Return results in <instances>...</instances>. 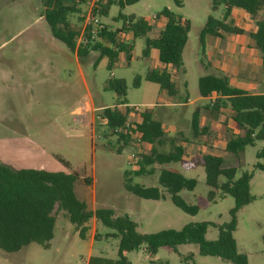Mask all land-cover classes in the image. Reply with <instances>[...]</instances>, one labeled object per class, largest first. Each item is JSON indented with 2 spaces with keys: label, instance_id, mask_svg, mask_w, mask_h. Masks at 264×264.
Segmentation results:
<instances>
[{
  "label": "rangeland",
  "instance_id": "obj_1",
  "mask_svg": "<svg viewBox=\"0 0 264 264\" xmlns=\"http://www.w3.org/2000/svg\"><path fill=\"white\" fill-rule=\"evenodd\" d=\"M83 5L77 6L81 12ZM165 8L189 22L182 66L177 69L169 64L167 67L181 94L187 93L189 106L163 99L159 95L158 84L146 80L149 70L160 69L164 65L158 60L157 50L146 58L141 57L144 47L142 37L134 40V58L131 61L118 57L109 69L106 57L94 61L95 55L92 54L85 59L80 58V72L73 51L52 35L50 27L40 16L42 0H0V162L14 168L76 173L73 190L88 209H110L113 212L111 218L127 216L136 223L135 231L140 234L180 229L197 221L227 222L234 200L220 192L214 202L190 215L176 207L162 188L163 196L156 200L138 197L124 188V172L134 169L129 164L133 147L130 144L117 151L120 143L116 135H107L106 127L96 118L102 110L100 106H111L115 102L116 94L104 89L107 80L123 78L126 81L124 98L127 103L151 110L156 120L165 122V137L160 144H156L158 152H167L171 141L186 139L189 141L186 148L190 156L198 158L201 151L221 154L224 165L236 167L234 178L243 171L251 173L249 191L253 200L238 210L234 238L237 250L246 254L248 264H264V171L254 168L258 160L255 154L264 147V140L247 145L241 153L234 155L224 151V138L212 140L204 148L197 145L190 131L194 108L200 104L210 105L212 101L199 95L198 77L210 72L224 73L218 66H223L226 72L235 66V58L224 57L222 48L237 55L248 68L241 75L231 74L232 82L238 84L241 79L247 80V87H259L251 91L264 90V71L258 56L246 46L250 42L249 31L253 28L254 19H264V11L251 16L241 9L234 10L229 20L243 30L240 37L242 46L228 43L233 39L227 35L223 37L226 42L207 35L204 45L200 44L199 32L207 16L211 14L218 18L222 13L221 6L212 10V0H181L180 6L174 0H139L123 7L116 0L110 6L108 15L100 20L120 26L121 18L116 21L113 18L121 14L153 21V17ZM81 12L70 17L77 26L80 23L77 16L81 17ZM136 75L141 79L134 86ZM86 103L91 105L87 116L73 112ZM201 115V122L211 117L220 121L225 119L224 115H214L207 110ZM234 131V125L230 123L226 137ZM259 161L264 163L263 159ZM170 165L182 171L185 177L197 179L193 190L179 192L186 203L193 204L198 195L206 194L208 189L201 166L184 170L182 162ZM158 172L159 166L155 165L151 174L131 175V181L145 186L157 185ZM86 226L84 237H80L76 225L57 211L53 238L48 248L32 242L16 252L0 249V264H83L81 258L87 260L88 257L114 260L118 248L116 231L95 218H90ZM217 235V227L209 225L205 238L215 240ZM187 254H192V258L186 263L183 258ZM124 256L130 264H151V261L161 264H233L219 257L200 255L193 243L178 245L174 251L158 249L154 254H149L144 246H140L124 253Z\"/></svg>",
  "mask_w": 264,
  "mask_h": 264
},
{
  "label": "trees",
  "instance_id": "obj_2",
  "mask_svg": "<svg viewBox=\"0 0 264 264\" xmlns=\"http://www.w3.org/2000/svg\"><path fill=\"white\" fill-rule=\"evenodd\" d=\"M42 16L50 27L52 35L63 42L71 51L76 50L82 55L87 49L98 52L99 57L107 58V68H111L120 52H124L127 59L131 57L132 43L124 38L128 32L132 39L142 37L144 48L142 56H148L150 49L158 50V59L165 65H173L177 69L182 66V52L187 42L189 22L182 21L181 16L174 14L169 9H163L159 15L165 19L164 27L156 37L149 36L151 26L144 18L126 17L118 14L115 20L121 18L122 26L113 28L103 24V29L97 33V38L88 47L77 46V23H72L70 17L79 15L81 9L78 4L85 0H42ZM139 0H118V5L123 7ZM116 0H102L100 2L99 16H106L110 6ZM177 6L181 0H174ZM222 7L221 17L208 15L204 26L199 32V42L203 46L207 35L222 37L223 33L241 34L242 29L233 25L230 20L232 8L243 9L251 16L259 11H264V0H212V10ZM158 16V15H157ZM81 21V17L77 16ZM256 29L250 34L255 47L260 52L262 67L264 69V19H254ZM146 80L159 86V94L170 102L177 97L178 90L172 75L166 69H151L146 75ZM140 76L134 77L133 85L137 86ZM198 93L201 97L214 96L207 109L214 115L229 111L228 118L234 123L237 133H231L225 144V152L238 155L247 145H253L257 140H264V93H250L241 88L232 86L228 77L221 72L207 73L198 77ZM105 90L113 91L115 102L111 106L102 108L101 123L108 131L107 135H116L120 145L117 151L130 145L127 132H115L127 120L130 107L124 98L126 95V81L123 78L108 79ZM200 111L196 109L191 115V130L193 138L202 136V144L210 140L212 127L200 126ZM225 121L219 122L221 131H227V112ZM136 131L140 133L142 144L137 154L134 169L124 172V188L130 193L144 199H159L163 196L161 188L170 197L171 202L183 212L194 215L199 209L206 208L215 201L216 195H229L234 204L229 209V220L218 224L208 221H197L185 224L180 229H163L153 233H137L136 223L127 216L111 218L110 209L90 210L84 201L79 200L73 190L76 173L61 171H46L34 168H14L0 162V249L5 252H16L25 245L35 242L43 248L50 246L53 238L56 212L71 223L75 224L80 237H84L87 230L86 223L90 218L101 221L104 225L116 231L118 237L117 257L114 260L91 258L89 264H130L124 253L144 246L149 254H154L158 249L174 251L181 244L193 243L197 245L200 255H210L229 260L233 264H248L245 253L237 250L234 231L237 225V212L253 200L249 187L251 173L243 171L235 177L236 167L224 165V157L211 153H202L198 158H188L186 147L171 141L167 152H158L156 144H160L165 137L163 127L156 120L151 110L140 113V121L135 123ZM215 131V130H214ZM222 134V132H220ZM106 135V134H105ZM153 145L148 148V145ZM258 159L254 168L264 171V147L256 154ZM186 158V159H185ZM185 159V160H184ZM183 160V161H182ZM182 161L184 169L202 166L205 173L204 184L207 187L205 195H198L193 204L179 195V192L193 190L197 179L185 177L171 163ZM159 166L157 185L145 186L132 183L131 175L140 176L151 174L153 166ZM224 180L220 181L219 178ZM88 183V181L85 179ZM209 225L218 229L215 240H207L205 234ZM192 254H187L183 261L191 259ZM161 264V262H150Z\"/></svg>",
  "mask_w": 264,
  "mask_h": 264
},
{
  "label": "crops",
  "instance_id": "obj_3",
  "mask_svg": "<svg viewBox=\"0 0 264 264\" xmlns=\"http://www.w3.org/2000/svg\"><path fill=\"white\" fill-rule=\"evenodd\" d=\"M236 9H240V8H232L231 9V14H230V17L232 16V14H233V12H234V10H236ZM241 10H243V9H241ZM244 11V10H243ZM108 12H109V10H108ZM245 12V11H244ZM246 13V12H245ZM246 14H248V13H246ZM108 15V14H107ZM106 15V16H107ZM41 17H43L42 16V14L40 15ZM102 17H104V16H101L100 17V19L102 18ZM220 17H221V14H220ZM229 17V18H230ZM219 18V17H218ZM147 22H148V24H150V26H151V31L149 32V36H151V37H156L157 35H158V33H159V31L164 27V25H165V22H166V19L162 16V15H158L156 18H154L155 20H151V19H148V18H144ZM181 20L182 21H184L185 19H183V18H181ZM113 21H116L115 20V17L113 18ZM103 24H107V23H104L103 22ZM107 25H111L113 28H120L121 26H122V23H121V25L120 26H114L113 24H107ZM233 25H235V26H237L236 24H233ZM78 27V26H77ZM238 27V26H237ZM239 28V27H238ZM241 29V28H240ZM255 29H256V26H255V23L253 24V28L249 31V36H250V34L251 33H253L254 31H255ZM230 36L232 39H233V41H227L228 43H232V44H235V45H241L242 46V42L243 41H241V39H240V37H242L243 35L242 34H234V33H223V35H222V37H215V36H213L214 38H217V39H220V40H223V37L224 36ZM232 35H235V36H232ZM124 38L125 39H127L128 41H130V43H132V45H133V48H134V40L135 39H132V35H131V33L130 32H128V33H126L125 35H124ZM245 40H247V38L245 37L244 38ZM234 40H236V41H234ZM224 41V40H223ZM224 42H226V41H224ZM212 43V42H211ZM213 44L215 45L216 43H215V41L213 40ZM211 45V44H210ZM247 46V49H251V50H254L255 51V55L256 56H258V60H259V64L261 65V67H262V61H261V57H260V52H259V50L255 47V45H254V41H253V39L250 37V42H248V44L246 45ZM133 48H132V50H131V57H130V59H127L126 58V56H125V53L124 52H120L119 54H118V56H117V58L118 57H125V61H127V62H129V61H131L133 58H134V56H133ZM144 48V47H143ZM143 50V49H142ZM153 50H157V49H155V48H152V49H150V51H149V54H148V56L150 55V53H152L153 52ZM222 50L224 51L223 52V56L224 57H226L225 55H227V58H228V56H231V57H234L235 58V66H234V68L233 67H231V69L230 70H227V72L224 70V67L223 66H221V67H219L218 65H216L215 67H217L218 66V68H220V70H222L223 72H224V74L228 77V79H229V83L232 85V86H235V87H238V88H241V89H243V90H246V91H248V92H250V93H264V90H261V91H251V90H257L258 88H257V85L256 86H249V87H247L246 85H247V83L246 82H248L247 80L246 81H242V79L241 80H239L238 81V84H235V83H233L232 82V80H231V74H233V75H241V73H245V71H246V69H248L247 67H245V65H244V63L242 62V60L238 57L237 58V55L235 56V54H233V53H229L228 52V49H227V51L226 50H224L223 48H222ZM73 53H74V55H75V57H76V63H77V65L79 66V64H80V58L82 59H85V58H87V57H89L90 55H92V54H94L95 55V58H94V61H96L98 58H99V55H98V52H96V51H94V50H91V49H87V51L86 52H84L82 55H79L78 53H77V51L76 50H74L73 51ZM248 53V52H247ZM148 56H145V57H143L142 56V51H141V57L142 58H146V57H148ZM157 57H158V50H157ZM107 59V58H106ZM245 59H246V61H247V55H245ZM117 60V59H116ZM159 60V59H158ZM216 61V60H215ZM210 62V61H209ZM208 62V63H209ZM221 62L223 63V59H221ZM162 63V62H161ZM211 63V62H210ZM163 64V63H162ZM106 65H107V62H106ZM164 66L162 67V68H160V70L161 69H166L167 70V67H168V65H165V64H163ZM212 65V64H211ZM252 66V65H251ZM214 67V66H213ZM79 70H80V72H81V69H80V66H79V68H78ZM154 69H159V68H154ZM236 69V70H235ZM262 69H263V67H262ZM168 71V70H167ZM263 71H264V69H263ZM169 72V71H168ZM209 72V71H208ZM171 75H172V79H173V81L175 82V80H174V78H173V74L171 73V72H169ZM210 73H215V72H210ZM112 75V74H111ZM202 76V75H201ZM200 77V76H199ZM125 80V79H124ZM106 85V84H105ZM175 85H176V83H175ZM184 85H185V83H184ZM176 88H177V90H178V94H177V97H174L172 100H171V102H173V101H177V103H180L181 105H186V106H189V104H188V95H187V93L185 92V94L183 95V94H181V92H180V90L178 89V87L176 86ZM160 95V94H159ZM116 96V95H115ZM166 97H163V99H165ZM203 98H207V97H203ZM209 98V97H208ZM207 98V99H208ZM213 98H214V96H211L209 99H212L213 100ZM167 99V98H166ZM168 102H170V101H168ZM89 107L91 106V105H89L88 103H86ZM114 104V103H113ZM112 104V105H113ZM207 106H209V104H205V105H202V104H200V105H198L197 107H195L194 108V110H196V109H199V111H200V117H199V124H200V126H209V127H212L213 128V130L211 131V137H212V140H219V139H222V138H224V142H225V144H226V140H228V139H225V138H229V137H226V134L229 132V124L230 123H233L232 122V120L230 119V118H228V114H229V111H228V109L227 110H223V112L224 113H222V115H224L225 116V114H226V112H227V131H221V125H220V123L219 122H223V121H225V119H226V117H225V119L224 120H222V121H220V120H218V119H216V118H214V117H211L210 119H208V120H206L205 122H201V114H202V111H209L208 109H207ZM105 106H100L99 107V109H102V108H104ZM78 109L79 108H76V109H74L73 110V112L74 113H76L77 111H78ZM144 110H148V109H144ZM193 110V111H194ZM192 111V112H193ZM77 115V114H76ZM192 115V114H191ZM219 115V114H218ZM78 117V116H77ZM133 118H135L136 119V121L137 122H139L140 121V118H137L136 116L135 117H133ZM160 122H161V125H162V127H163V123H165V122H163V120H160ZM190 122H191V120H190ZM233 125H234V123H233ZM235 128V127H234ZM215 130V131H214ZM235 130L236 131H234V132H232V133H237L238 132V130L235 128ZM163 131L165 132V130H164V127H163ZM190 131H191V135H192V130H191V125H190ZM220 132H222V134H220ZM229 134H231V133H229ZM192 138H193V136H192ZM194 140H196V143H197V145H199V146H203L204 148L212 141V140H210L206 145H203L202 144V136H199L197 139H195V138H193ZM198 141V142H197ZM200 141V142H199ZM176 144H181V145H183V146H185L186 147V144H189V141H187L186 139L185 140H181L180 142H176ZM148 148H150V145H148ZM186 150H187V148H186ZM224 151H225V145H224ZM187 153H188V150H187ZM201 154L202 153H211V154H213V155H217V156H223V155H221V154H215V153H212V152H210V151H205V152H203V151H201L200 152ZM188 155H189V153H188ZM191 157H193V156H190L189 155V157L188 158H191ZM224 157V156H223ZM194 158V157H193ZM186 159V158H185ZM184 159V160H185ZM183 161V160H182ZM182 161H180V162H182ZM178 163V162H177ZM198 166H200V165H198ZM174 167V166H173ZM197 167V166H196ZM202 167V166H201ZM19 168H28V167H17V169H19ZM176 168V167H175ZM193 168V167H192ZM203 168V167H202ZM176 169H178V168H176ZM184 169V168H183ZM179 170V169H178ZM185 170V169H184ZM204 170V169H203ZM180 171V170H179ZM181 173H182V171H180ZM183 174V173H182ZM193 178H195V177H193ZM204 179H205V175H204ZM85 259V258H84ZM88 259V261L90 260V257H88L87 258Z\"/></svg>",
  "mask_w": 264,
  "mask_h": 264
},
{
  "label": "built area",
  "instance_id": "obj_4",
  "mask_svg": "<svg viewBox=\"0 0 264 264\" xmlns=\"http://www.w3.org/2000/svg\"><path fill=\"white\" fill-rule=\"evenodd\" d=\"M102 0H85L83 5V10L81 12V21L78 26V34L75 39L77 46L88 47L89 44L93 43V40L97 38V33L103 29V23L100 20L99 10H100V2ZM157 16H154L156 18ZM130 113L125 121L124 125L121 128H116L115 132L125 131L128 133L130 138V146L133 147V151L130 154L129 164L133 167L136 162L134 159L139 152L140 146L142 144L140 133L136 131L135 123H137L136 119L133 117L140 118V113L144 111L143 108H140L138 105H129ZM85 111V115L87 116L89 112H91L90 107L85 104L82 107ZM81 113V114H83ZM96 118L100 120V117L96 115ZM81 262L83 264H89L88 259L81 258Z\"/></svg>",
  "mask_w": 264,
  "mask_h": 264
},
{
  "label": "bare ground",
  "instance_id": "obj_5",
  "mask_svg": "<svg viewBox=\"0 0 264 264\" xmlns=\"http://www.w3.org/2000/svg\"><path fill=\"white\" fill-rule=\"evenodd\" d=\"M85 110L83 108L78 109V113H83Z\"/></svg>",
  "mask_w": 264,
  "mask_h": 264
}]
</instances>
